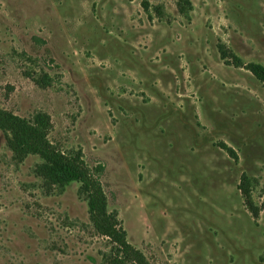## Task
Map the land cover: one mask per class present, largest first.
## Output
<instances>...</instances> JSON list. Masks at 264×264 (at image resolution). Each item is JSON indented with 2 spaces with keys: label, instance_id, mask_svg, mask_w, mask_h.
Returning a JSON list of instances; mask_svg holds the SVG:
<instances>
[{
  "label": "rangeland",
  "instance_id": "374dc122",
  "mask_svg": "<svg viewBox=\"0 0 264 264\" xmlns=\"http://www.w3.org/2000/svg\"><path fill=\"white\" fill-rule=\"evenodd\" d=\"M189 3L0 0V115L98 181L0 128V264H264V0Z\"/></svg>",
  "mask_w": 264,
  "mask_h": 264
},
{
  "label": "trees",
  "instance_id": "16d2710c",
  "mask_svg": "<svg viewBox=\"0 0 264 264\" xmlns=\"http://www.w3.org/2000/svg\"><path fill=\"white\" fill-rule=\"evenodd\" d=\"M189 5V0H178V9L181 12L184 11L185 8L187 9ZM235 59L238 63L240 62L238 58ZM248 69L257 78L264 81L263 66H261L260 64H250L248 66ZM0 128L8 131L11 138L9 139L8 135L7 144L14 153H23V155L27 153H34L38 154L41 157L43 163L45 164V181H48L51 184L58 185H64L71 182H79L81 184V191H88V188L95 185L98 187V181L92 176L91 179L93 181L90 183H88L84 179H80V177L69 166L61 161L59 155L45 150L41 145L31 143L24 134L25 130H31L32 128V126L29 125L26 121L12 116L2 117L0 115ZM77 161L80 162L79 158H77ZM251 185L252 187L254 186V180L243 176L238 185V189L241 192L245 205L247 206L251 214L253 216H256L257 209L252 202L250 193ZM93 193L95 194L94 191ZM95 195L98 196L97 194ZM87 201V206L90 213H94L99 210V203L95 202L97 200L94 196L90 195ZM113 264H119V262H115Z\"/></svg>",
  "mask_w": 264,
  "mask_h": 264
}]
</instances>
